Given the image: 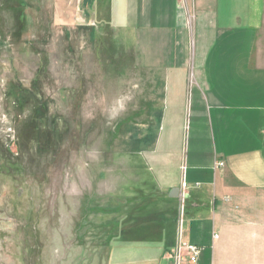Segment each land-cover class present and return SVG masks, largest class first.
<instances>
[{
    "label": "crops",
    "instance_id": "1",
    "mask_svg": "<svg viewBox=\"0 0 264 264\" xmlns=\"http://www.w3.org/2000/svg\"><path fill=\"white\" fill-rule=\"evenodd\" d=\"M72 1L70 23L116 30L148 76L145 135L133 116L116 136L130 159L116 186L148 206L132 264H186L182 243L196 264H264V0Z\"/></svg>",
    "mask_w": 264,
    "mask_h": 264
},
{
    "label": "rangeland",
    "instance_id": "2",
    "mask_svg": "<svg viewBox=\"0 0 264 264\" xmlns=\"http://www.w3.org/2000/svg\"><path fill=\"white\" fill-rule=\"evenodd\" d=\"M73 8L0 0V264H132L138 255L131 216L148 206L116 186L130 161L116 136L134 117L130 134L145 135L148 76L131 44L115 45L116 30L70 23ZM257 48L264 66V22Z\"/></svg>",
    "mask_w": 264,
    "mask_h": 264
},
{
    "label": "built area",
    "instance_id": "3",
    "mask_svg": "<svg viewBox=\"0 0 264 264\" xmlns=\"http://www.w3.org/2000/svg\"><path fill=\"white\" fill-rule=\"evenodd\" d=\"M217 166H223L221 162L216 163ZM182 188H185L182 186ZM199 255V247L196 245L182 243L176 251H174V258L177 263L186 262V264H196Z\"/></svg>",
    "mask_w": 264,
    "mask_h": 264
},
{
    "label": "water",
    "instance_id": "4",
    "mask_svg": "<svg viewBox=\"0 0 264 264\" xmlns=\"http://www.w3.org/2000/svg\"><path fill=\"white\" fill-rule=\"evenodd\" d=\"M175 192H176V193H178V191H177V190H175Z\"/></svg>",
    "mask_w": 264,
    "mask_h": 264
}]
</instances>
